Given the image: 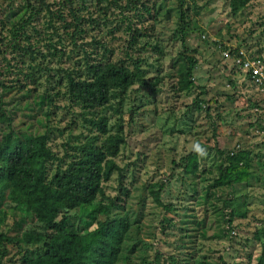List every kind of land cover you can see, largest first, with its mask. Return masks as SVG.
<instances>
[{
  "label": "trees",
  "instance_id": "16d2710c",
  "mask_svg": "<svg viewBox=\"0 0 264 264\" xmlns=\"http://www.w3.org/2000/svg\"><path fill=\"white\" fill-rule=\"evenodd\" d=\"M110 1L102 5L128 12L125 19L128 48L137 42L142 29L147 28L144 23L154 20L161 11L168 12L163 9L166 5L163 0ZM176 1L178 21L170 39L181 48L169 60L172 62L169 66L173 70L176 92L184 93L195 87L196 59L189 55L185 43L191 28L186 11L194 1L190 4L187 0ZM201 1L202 4L196 2L197 14V5L203 7L211 0ZM252 1L255 0H227L230 15H236ZM11 6L18 12L16 21L10 23L0 17V228L9 216L31 219L34 224L32 229L13 237L0 232L2 261L5 260V264H150L147 248L141 249L144 242L140 236L145 230L143 214L130 204L135 187L139 195L145 191L148 198L162 208L164 215L159 221V231L176 228L177 223L166 216L170 210L181 218L182 225L178 227L182 231L180 244L188 243L189 255L178 257L174 264H209L199 260L196 251L198 241L206 237L204 221H193V227L189 228L187 217H191L192 209L177 208L162 201L167 182L151 181L140 191L136 187L139 178L129 186L125 182L128 167L119 166L116 161L126 141L122 123L115 121L110 125L109 111L118 114L127 91L136 85L139 86L137 90H144V99L153 94V85L146 84L137 64L134 63L135 69L130 70L123 59L115 60L114 54L106 55L107 49L100 55L92 52L104 46L101 40L92 36L88 41L82 35L76 37L77 26L72 24H80L77 15L64 25L62 38L57 37L55 42L54 35L50 34L53 17L42 15L49 13V5L44 0L25 1L18 9L13 3ZM83 9L88 7L84 5ZM136 17L138 20L134 19ZM38 20L43 21L44 28ZM97 21L87 19L90 25ZM135 21L141 24L140 27ZM100 26L107 27L108 24L102 21ZM65 36L68 38L64 39ZM68 44L73 48L67 52ZM77 49L81 60L68 70L62 66L67 63L62 59L70 62ZM233 53L234 58L254 62L256 66L263 63L261 57L248 58L239 55L237 50ZM55 54H58L56 60ZM8 74L12 76L5 82ZM251 74L249 71L246 76L255 85V77ZM60 86H64L62 95L68 100L63 105L56 103ZM9 89L37 94L46 124L44 132L25 137L13 131L12 119L2 106L1 91ZM203 95L205 89L200 88L198 96ZM193 103L198 110L203 108L209 114V107L203 100L196 99ZM53 106L78 110L80 122L73 121L68 127L54 125L51 121ZM27 108L33 111L36 107L28 103ZM73 131H78V135L73 136ZM79 138L82 140L77 141ZM214 151V164L206 166L203 150L194 147L182 162L183 174L200 179L196 205L211 207L218 222L227 225L226 230L231 232L233 219L246 218L250 190L259 189L264 193V150L243 149L238 144L232 148H214ZM113 177L116 178V193L110 196L105 185ZM41 186L54 193H39ZM240 189H244V194H240ZM224 190V194L219 193ZM262 197L260 200L264 203V194ZM9 248L16 250L13 256H8ZM155 258L152 264H159ZM257 264H264V251L258 256Z\"/></svg>",
  "mask_w": 264,
  "mask_h": 264
},
{
  "label": "rangeland",
  "instance_id": "374dc122",
  "mask_svg": "<svg viewBox=\"0 0 264 264\" xmlns=\"http://www.w3.org/2000/svg\"><path fill=\"white\" fill-rule=\"evenodd\" d=\"M25 1L28 0H0V17L10 23L15 22L18 12H14L11 5L13 3L18 9L23 7ZM100 1L101 3L98 0H44L49 5L50 14L45 12L42 15L53 17L50 34L54 35L55 42L57 37L62 38L64 25L72 22L77 15L80 17V24H72L73 27L77 26L76 37L82 35L85 41L94 37L101 40L104 46L92 52L100 55L107 49L106 55L114 54L113 59H123L130 70L135 69L136 63L146 84L153 85V94L149 99L143 98L144 90H137L139 86L136 85L127 91L118 114L109 111L110 125L115 121L123 125L126 142L116 160L119 166L128 167V175L123 180L131 186L139 178V186L136 187L140 191L151 181L167 182L162 201L177 208L192 209L191 217H187L189 228L193 227V221H204L206 237L198 241L196 250L199 260L209 264H257L258 256L264 251V203L260 200L264 193L259 189L250 190L246 218L233 219V230L229 232L226 230L227 225L218 222L211 207L196 205L195 195L201 189V182L195 176L183 174L182 162L194 147L203 150L206 166L215 162L214 148H232L239 144L243 149L264 150V89L251 83L246 76L248 70L237 66L241 59L234 58L233 53L237 50L239 55L248 58L261 57L263 63L260 66L254 65L253 68H260L264 76V0L252 1L234 16L229 13L227 0H211L203 7L197 5L198 14L196 2L202 4V1L187 0L189 4L194 2L186 11L191 28L185 43L190 50L189 55L195 57L196 65L193 70L195 87L184 93L176 92L173 70L169 66L172 63L169 60L181 48L179 43L174 45L170 39L175 22L178 21L177 1L163 0L166 4L163 9L166 8L168 12L161 11L154 20L144 23V28H147L142 29L131 48L127 47L129 37L125 28L128 12L102 5L111 3L110 0ZM83 4L88 7L87 10L83 9ZM90 18L98 19L95 25L87 23ZM102 21L108 26H100ZM136 21L135 24L140 27L141 24ZM38 22L45 27L42 20ZM66 38L68 36L64 37ZM68 45L70 48H66L67 52L73 48L71 44ZM78 53L79 49L74 50V58L70 62L62 59L67 62L62 66L72 70L81 60V54L77 56ZM55 55L56 60L58 54ZM11 76L12 74H8L5 82H9ZM60 87L58 94L55 93L57 105L68 101L62 95L64 86ZM200 88L205 89V95L198 96ZM1 92L3 111L11 117L14 132L29 137L45 131L46 124L37 94L16 89ZM196 99L206 103L209 114L203 108L197 109L193 103ZM149 101L156 103L155 106ZM28 103L36 107L35 110L28 109ZM57 107H52L51 121L54 125L68 127L73 121L80 122L78 110ZM78 133L73 131L72 134L76 136ZM79 140L82 138L77 141ZM115 181L116 178L113 177L105 185L110 196L116 193ZM133 190L130 204L134 210H141L143 214L145 230L140 238L144 242L141 249L147 248V262L152 264V259L156 256L155 260L159 264H174L178 257L188 256V243L180 244L179 235H182V231L178 227L182 224L176 212L170 210L166 214L177 223L176 228L159 231V221L164 215L162 208L155 205L145 191L139 195L135 187ZM38 192L47 195L54 193L43 186L39 187ZM239 192L244 194L245 191L240 189ZM219 193L224 194L225 190ZM30 220L9 216L0 232L13 237L21 231L32 229L34 222ZM15 251L14 248H9L8 256H13ZM1 258L0 264H5V260L2 261ZM12 258L15 260L17 257Z\"/></svg>",
  "mask_w": 264,
  "mask_h": 264
},
{
  "label": "built area",
  "instance_id": "2783aa9c",
  "mask_svg": "<svg viewBox=\"0 0 264 264\" xmlns=\"http://www.w3.org/2000/svg\"><path fill=\"white\" fill-rule=\"evenodd\" d=\"M238 65H241V68L247 69L248 72L251 71V76L255 77L254 78V82L257 83L260 86H264L263 85V81H264V76L262 75V72L260 70V68H253V66H256V63L252 62L250 63V61L245 60L242 61V59L240 61H238Z\"/></svg>",
  "mask_w": 264,
  "mask_h": 264
}]
</instances>
